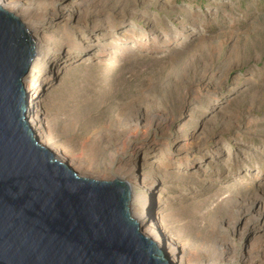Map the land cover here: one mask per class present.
Wrapping results in <instances>:
<instances>
[{
	"label": "rangeland",
	"instance_id": "374dc122",
	"mask_svg": "<svg viewBox=\"0 0 264 264\" xmlns=\"http://www.w3.org/2000/svg\"><path fill=\"white\" fill-rule=\"evenodd\" d=\"M0 6L33 28L42 137L64 164L126 182L171 261L264 264V0Z\"/></svg>",
	"mask_w": 264,
	"mask_h": 264
},
{
	"label": "water",
	"instance_id": "95a60500",
	"mask_svg": "<svg viewBox=\"0 0 264 264\" xmlns=\"http://www.w3.org/2000/svg\"><path fill=\"white\" fill-rule=\"evenodd\" d=\"M37 40L0 6V264H171L121 180L78 177L34 137L25 81Z\"/></svg>",
	"mask_w": 264,
	"mask_h": 264
},
{
	"label": "bare ground",
	"instance_id": "6f19581e",
	"mask_svg": "<svg viewBox=\"0 0 264 264\" xmlns=\"http://www.w3.org/2000/svg\"><path fill=\"white\" fill-rule=\"evenodd\" d=\"M29 29V28H28ZM33 28H30L29 30L32 31ZM38 44V42H37ZM40 55H42L40 53ZM39 57V52L37 51V58ZM36 58V61H35V64L37 63L38 59ZM39 66V65H38ZM35 67V66H34ZM30 76V75H29ZM34 75H31L29 80H28V84H29V87L27 88L28 92H32L31 95L29 94V101H28V112H29V125H30V128H31V131L33 132V135L34 137L37 139L38 143L44 148L46 149L48 152H50L53 157L58 160L59 162L62 161L63 164L66 162L64 161L63 157L61 156V154H57L55 152H53L52 150H50L51 148H48L49 146L47 145V142L43 140V134L42 131L43 130V127L41 125V115H40V111H41V108H40V102H36L37 99H38V96H37V89H38V85H37V82L36 81V78L33 77ZM27 80V79H26ZM26 82L25 81V85H26ZM31 113V114H30ZM45 134V133H44ZM61 162V163H62ZM70 163V162H69ZM66 165V164H65ZM69 165V164H68ZM87 165V164H86ZM67 166V165H66ZM71 166V169L75 172V174L78 176V177H81V178H85V179H91L92 175H93V172H92V169L91 166H84V165H75L72 166L71 164L69 165ZM68 166V167H69ZM70 168V167H69ZM130 174V173H129ZM128 176V175H127ZM130 176V175H129ZM92 180V179H91ZM158 202V203H157ZM157 204H161V200L157 199L156 201ZM141 226L142 228V234L150 239L151 241H153L157 247L163 251V242L165 240V232H163L161 229L159 228H156L155 226L153 225H150V224H147L148 221H149V218L147 217L146 214H144L142 217L138 218V219H135ZM163 247V248H162ZM169 247L172 248V251L168 253V260L169 258H173V256L175 255L174 253V245L172 243H170ZM178 259V258H177ZM170 263H174V264H181L182 261H178L176 259H172L169 260Z\"/></svg>",
	"mask_w": 264,
	"mask_h": 264
}]
</instances>
